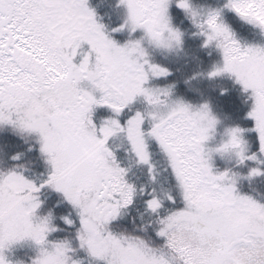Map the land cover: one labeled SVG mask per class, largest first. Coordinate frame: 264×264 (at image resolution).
Returning <instances> with one entry per match:
<instances>
[{
	"label": "snow or ice",
	"instance_id": "snow-or-ice-1",
	"mask_svg": "<svg viewBox=\"0 0 264 264\" xmlns=\"http://www.w3.org/2000/svg\"><path fill=\"white\" fill-rule=\"evenodd\" d=\"M226 12L264 37V0H0V264H264V39Z\"/></svg>",
	"mask_w": 264,
	"mask_h": 264
},
{
	"label": "trees",
	"instance_id": "trees-1",
	"mask_svg": "<svg viewBox=\"0 0 264 264\" xmlns=\"http://www.w3.org/2000/svg\"><path fill=\"white\" fill-rule=\"evenodd\" d=\"M197 3L200 4H211V5H219L223 2V0H196ZM176 11L177 20L183 19L182 13H180L178 10ZM226 18L229 19V21L233 24L234 27L237 28V30L244 35L248 39H254V40H261L262 37L256 33H254L249 27L243 26L241 22L237 18H234V14L230 12H226ZM182 27L187 28L189 32L193 31L191 29L190 23L187 20L183 21ZM199 43L198 38L189 36L187 38V50L189 52L196 51V45ZM200 55L202 57L207 58V53L200 52ZM159 58V57H158ZM187 61V62H186ZM164 63L168 64L169 67L172 68L173 74L169 77L170 80H180L181 83L178 85L181 90L185 89V85L182 82V77L184 75L190 74L195 66V62L191 60L190 57H185L181 55L180 57H169L168 59L163 61ZM201 87H206V82L202 83L200 85ZM222 102L225 104V106L231 105L233 102H237V92L236 90H232L230 94H226L224 97L221 98ZM107 115V110L105 108H98L96 111V117L99 118L101 116ZM122 154V153H121ZM221 166H223V161H217ZM137 171V174L140 175L139 170ZM143 178V177H141ZM247 187V185H245ZM264 188V185L261 186Z\"/></svg>",
	"mask_w": 264,
	"mask_h": 264
},
{
	"label": "rangeland",
	"instance_id": "rangeland-1",
	"mask_svg": "<svg viewBox=\"0 0 264 264\" xmlns=\"http://www.w3.org/2000/svg\"><path fill=\"white\" fill-rule=\"evenodd\" d=\"M262 39H264V37H262Z\"/></svg>",
	"mask_w": 264,
	"mask_h": 264
}]
</instances>
